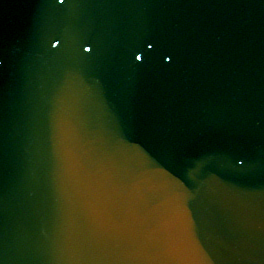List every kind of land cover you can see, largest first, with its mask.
Listing matches in <instances>:
<instances>
[{
	"label": "water",
	"instance_id": "water-1",
	"mask_svg": "<svg viewBox=\"0 0 264 264\" xmlns=\"http://www.w3.org/2000/svg\"><path fill=\"white\" fill-rule=\"evenodd\" d=\"M41 1L37 17L13 16L27 39L14 47L2 24L13 1L0 0L8 5L0 40L3 29L12 37L4 34L0 55L15 49L13 69L0 64V130L25 129L41 146L56 145L45 155L71 209L51 217L33 210L28 221L39 227L23 231L8 207L16 228L0 236V260L264 264V0ZM49 33L68 47L51 52ZM82 40L94 51L81 53ZM134 49L142 62H133ZM95 153L94 167H106L87 171ZM112 203L109 213L97 209ZM43 219L68 235L85 230L89 243H62ZM18 232L28 235L23 248L14 244ZM41 242L59 245L61 259Z\"/></svg>",
	"mask_w": 264,
	"mask_h": 264
},
{
	"label": "snow or ice",
	"instance_id": "snow-or-ice-1",
	"mask_svg": "<svg viewBox=\"0 0 264 264\" xmlns=\"http://www.w3.org/2000/svg\"><path fill=\"white\" fill-rule=\"evenodd\" d=\"M67 2L71 3V0H67ZM57 3L61 6H63V5H65L66 0H57ZM47 42H48L49 50L51 52H59L60 50L68 47V40L63 35H58L56 33H49L47 36ZM86 45H87V49H86ZM148 47L151 48L152 44H148ZM79 48H80L81 53H84L85 50L88 53H91L92 51H94L95 45L92 44L91 41L82 40L79 44ZM130 55L133 59V62H142L144 59L142 56L137 55V50H135V49L130 53ZM175 55L176 54L174 52H172L170 54L167 52L163 53L164 59L166 58L165 61H168V62H174ZM73 57L76 58L75 56H73ZM2 63H3V60H0V64H2ZM239 166H246L245 160H243V159L240 160ZM167 226H168V223H167V220L165 219L163 221V227H167ZM209 261H211V259L200 261L199 264H209ZM0 264H3V260H0ZM72 264H80V261L73 260Z\"/></svg>",
	"mask_w": 264,
	"mask_h": 264
},
{
	"label": "clouds",
	"instance_id": "clouds-1",
	"mask_svg": "<svg viewBox=\"0 0 264 264\" xmlns=\"http://www.w3.org/2000/svg\"><path fill=\"white\" fill-rule=\"evenodd\" d=\"M209 264H212V261H209Z\"/></svg>",
	"mask_w": 264,
	"mask_h": 264
}]
</instances>
